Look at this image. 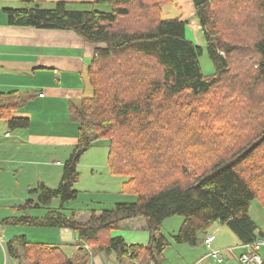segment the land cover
Here are the masks:
<instances>
[{"label": "trees", "instance_id": "16d2710c", "mask_svg": "<svg viewBox=\"0 0 264 264\" xmlns=\"http://www.w3.org/2000/svg\"><path fill=\"white\" fill-rule=\"evenodd\" d=\"M33 1L3 8L7 25L71 31L97 45L87 69L92 95L67 105L77 126L75 152L107 141L109 174L122 178L120 194L136 201L92 211L84 223L64 215L78 194L73 154L56 189L31 190L46 214L12 221L72 230L77 254L21 238L6 243L7 255L29 264H87L91 251H102L132 264L157 263L170 244L161 225L175 216L183 221L174 244L195 246L215 223L252 244L257 225L248 210L254 200L264 208V0H192L214 65L209 77L200 70L201 49L185 37L186 22L161 18L172 0H94L109 6L106 12L70 10L64 1L53 9L29 6ZM18 105L0 104L10 129L29 127L28 119L12 117ZM54 200L58 208H48ZM136 218L145 220L147 245L111 237Z\"/></svg>", "mask_w": 264, "mask_h": 264}, {"label": "crops", "instance_id": "0c3cea01", "mask_svg": "<svg viewBox=\"0 0 264 264\" xmlns=\"http://www.w3.org/2000/svg\"><path fill=\"white\" fill-rule=\"evenodd\" d=\"M45 1L52 2L54 0H37V2ZM180 2L182 4V1ZM9 6L25 7L19 0H0V8ZM182 8L184 11L181 20L193 18L194 8L193 12L189 6L186 8L182 4ZM96 46L83 42L71 31L9 26L0 11V104L4 105L9 101L18 103L19 105L13 109V111H18V115L15 116L29 120V127L20 129L22 130L19 132L21 139L31 145L47 149L50 147L62 148L66 155L74 152L77 146V126L68 118L67 105L69 101L80 100L85 97L84 95L89 96L92 92L88 82L87 69L95 55ZM40 94L43 96L39 97ZM2 122L3 119L0 118V132L7 139L10 134L2 129L4 126ZM52 128L54 131H51ZM15 136L17 137V134ZM56 153L53 152L40 164L53 170L55 161L52 158ZM22 164L27 167V163L22 162ZM82 165L85 166V164ZM88 167L92 172H97L96 167L93 168L89 164ZM106 168V176L112 181H118L119 187L109 186L104 179L102 182L106 189L102 193L109 198H117L118 195L123 198L125 196L134 197L120 194L123 179L109 174L107 162ZM55 172L57 174L48 175L44 179L48 180L44 181L46 184H48L47 182L53 184L56 181L59 176L58 169ZM99 175H101L100 172ZM34 188L36 187L28 188L27 194L23 197L16 196L19 197L17 201L16 197L11 198L9 203H6L7 205L0 206V212L17 209L20 216L42 218L46 214L47 208L36 206V194L31 192ZM78 197L79 191L74 201H77ZM116 201L100 203V208L91 210V212L95 211L96 215H99L101 210L113 207ZM22 205H24V209L19 210L18 207ZM58 205V200H54L48 208L55 209L58 208ZM76 205V203L70 202L65 204L62 213L80 223L88 221L91 212L76 209ZM28 209L39 212L36 215H27ZM9 218L0 217V220H6L3 222L5 224L9 222ZM20 225L23 226L10 230L0 223V247L3 252L4 264H29L22 258H13L7 255L5 249L8 241L21 238L30 243H41L48 247L58 248L66 257L77 254L79 242L72 230L34 226L27 223ZM255 234L259 236L264 232L257 228ZM205 236L213 237L210 248L203 244ZM111 237L122 238L128 245H147L150 241L145 220L142 218L123 222L118 230L112 232ZM177 249V256L170 264H173L174 261L175 264H239V258L245 252V246L226 225L221 223L213 224L205 235L199 236L195 246L182 245ZM211 250L219 252L223 258L221 263L209 256ZM259 254L263 260L264 249ZM87 264H132V262L128 259H119L113 252L91 251Z\"/></svg>", "mask_w": 264, "mask_h": 264}, {"label": "rangeland", "instance_id": "374dc122", "mask_svg": "<svg viewBox=\"0 0 264 264\" xmlns=\"http://www.w3.org/2000/svg\"><path fill=\"white\" fill-rule=\"evenodd\" d=\"M58 1L64 0H54L52 2H37V0H35L30 3V6L34 7L35 5H39L40 7L45 9H53ZM180 1H182V4L186 8L189 6L191 8V11L193 12L192 0H172L170 3L164 5L161 8V18L169 19L182 17L184 9L182 8V4ZM64 2L66 4V8L70 10H96L102 12L109 11V6L96 4L94 0H66ZM9 7L14 8L12 6ZM0 11H2V8H0ZM185 22V37L187 40L191 41L194 45L201 49V54L198 58L200 70L202 75L209 77L214 74V65L207 54L205 36L202 28L199 25L198 18L194 14L193 18H187L185 19ZM91 95L92 92L89 96H84L90 97ZM15 115H18V111L12 112V117L18 118ZM2 123L4 124L2 129L5 130V132H8L10 134V137L5 139L4 134L0 132V206L3 207L7 205L6 203H9L10 199L13 197H23V195L27 194L26 190L28 188H38L41 183L45 184L47 187L56 189L59 186V181L63 172L64 165L66 161L70 159V155L76 153L75 150V153L73 152L69 155H66L63 152L62 148L58 149L56 147H50V149H47L46 147L31 145L26 140L20 138L19 132H22V130L10 129L8 123H6L5 121H3ZM51 131H54V128H52ZM15 134H17V137L15 136ZM56 150H58V153H56ZM53 152L56 153V155L54 158H52L55 161V164L54 169L51 170L49 167L41 165L40 162L45 161V159L48 156L52 155ZM107 152L108 142L105 140H98L91 148L87 149L83 154L79 156L77 166L79 179L74 185V188L79 191V197L77 201L70 202L77 204L75 207L76 209L91 212V210L99 209L101 205L100 203H105L107 201L117 200L115 203H132L136 201V197L125 196L123 198L122 196L116 195L117 198H109L106 197L104 193H102L106 189L102 182V180L104 179H106L109 186L119 187L118 181H112L105 174L107 171ZM58 161L59 164L57 165ZM22 162L27 163V167L23 165ZM82 164H85V166H83ZM88 164L93 168L96 167L97 172H92V170L88 167ZM57 169L59 172V176L56 181H54L53 184H51V182L50 184L49 182H47L48 184H46L44 181L48 180L44 179H46L48 175H55V170ZM99 172L101 175H99ZM19 197H16L15 200L17 201V198ZM37 212L39 211L28 209L26 213L27 215H36ZM20 215L21 214L17 209H7V211L0 212V217H10V220H8V223L4 224L2 222L4 221L3 219L2 221L0 220V223L5 225V227H8L10 230H14L16 228H19L20 226H23L20 225V223H13L12 221L13 217H19ZM248 215L255 222L257 228L260 231L264 232V208L259 203V201L254 200L251 203L248 210ZM182 221L183 218L179 216L167 218L163 221L160 231L167 238L170 244L164 250L162 256L160 258H157V264H164L165 262L166 264H170V262L177 256V248L182 245L174 244L171 240V237L178 231ZM84 248L87 249L86 245H84ZM2 254L3 252L0 247V264H4ZM173 264H175V261L173 262Z\"/></svg>", "mask_w": 264, "mask_h": 264}, {"label": "built area", "instance_id": "2783aa9c", "mask_svg": "<svg viewBox=\"0 0 264 264\" xmlns=\"http://www.w3.org/2000/svg\"><path fill=\"white\" fill-rule=\"evenodd\" d=\"M40 94L39 97H42ZM213 241L212 236H205L203 238V244L210 248L211 242ZM87 248V247H86ZM264 248V234L257 236L255 241L250 245H245V252L239 258V264H262V260L259 256V251ZM209 256L212 257L218 263H221L222 257L218 251L211 250ZM149 264H155L150 262Z\"/></svg>", "mask_w": 264, "mask_h": 264}, {"label": "water", "instance_id": "95a60500", "mask_svg": "<svg viewBox=\"0 0 264 264\" xmlns=\"http://www.w3.org/2000/svg\"><path fill=\"white\" fill-rule=\"evenodd\" d=\"M87 150V148H80L76 151L75 153V157H79L81 154H83L85 151Z\"/></svg>", "mask_w": 264, "mask_h": 264}]
</instances>
